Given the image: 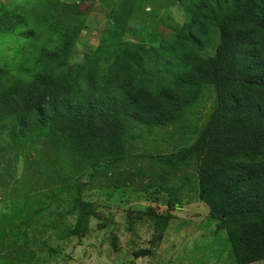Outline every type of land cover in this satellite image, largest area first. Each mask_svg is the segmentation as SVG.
Masks as SVG:
<instances>
[{
	"label": "rangeland",
	"instance_id": "rangeland-1",
	"mask_svg": "<svg viewBox=\"0 0 264 264\" xmlns=\"http://www.w3.org/2000/svg\"><path fill=\"white\" fill-rule=\"evenodd\" d=\"M247 4L0 0V264H264V221L219 213L264 209Z\"/></svg>",
	"mask_w": 264,
	"mask_h": 264
},
{
	"label": "trees",
	"instance_id": "trees-1",
	"mask_svg": "<svg viewBox=\"0 0 264 264\" xmlns=\"http://www.w3.org/2000/svg\"><path fill=\"white\" fill-rule=\"evenodd\" d=\"M251 4H247L246 8L249 10L252 9H258L257 13H256V20H260L262 22H264V0H250ZM262 41L264 43V32L262 33ZM236 60L237 62H239L242 57V51L241 49H236ZM262 60L264 59V47L262 50V54H261ZM51 97V96H50ZM49 112H53L54 113V109L51 108H47L45 112L40 114V118L39 121H46L47 118L50 116ZM257 116L261 117V119H264V107L262 109H258L257 111ZM51 117V116H50ZM208 142H212V143H216V141H211L209 140ZM200 143L199 142H195L194 147H198L200 148ZM263 163H264V156L262 159ZM255 161H251V163H254ZM262 165V164H260ZM259 169H262L263 172H260ZM264 183V167H258V170H247L245 171L241 177L239 178V184L241 185H247V184H255V183H259V182ZM207 189H203V187H201L200 189V194L201 197L204 198L210 207V211H214L215 212V207L213 205V202L211 200V196H208L206 193ZM260 210H256L253 209L250 205L246 204V205H242V206H237L236 208L232 209V210H221L219 213L225 215L224 216V220L229 218L230 216H239L241 218H243L244 220H250L251 218H253V216H256L255 218L257 219L258 223H263L264 221V209L263 206H259ZM232 241V245L234 246V248L236 249V240H231ZM264 255V242H261L258 247L257 245L254 247H251L248 249V251H244L242 258L244 260H253L255 258H258L260 256Z\"/></svg>",
	"mask_w": 264,
	"mask_h": 264
}]
</instances>
